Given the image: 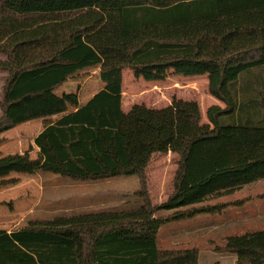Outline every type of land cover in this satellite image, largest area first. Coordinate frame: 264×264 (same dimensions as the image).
Wrapping results in <instances>:
<instances>
[{
  "label": "trees",
  "instance_id": "1",
  "mask_svg": "<svg viewBox=\"0 0 264 264\" xmlns=\"http://www.w3.org/2000/svg\"><path fill=\"white\" fill-rule=\"evenodd\" d=\"M104 9L120 10L117 24L90 43L86 36L106 21ZM99 50L120 52L123 61L100 71L104 87L84 105L38 133L34 143L43 161L36 170L43 179L60 175L75 182L138 175L141 204L28 217L24 225L0 232V264H199L198 248L163 249L157 235L166 223L221 212L230 203L213 200L264 179V150L248 157L264 135V0H0V71L6 73L0 134L22 123L16 105L99 66ZM125 68L147 81L163 80L172 70L208 74L209 93L223 105L207 108L210 128L199 124L195 101L162 110L136 105L124 114ZM68 98L77 102L75 94ZM226 129L251 132L241 162L215 169L182 191L195 145ZM172 137H180L173 193L153 203L147 162L131 161L129 142ZM15 166L1 162L0 175ZM224 242L214 250L235 254L237 264H264V229Z\"/></svg>",
  "mask_w": 264,
  "mask_h": 264
},
{
  "label": "rangeland",
  "instance_id": "2",
  "mask_svg": "<svg viewBox=\"0 0 264 264\" xmlns=\"http://www.w3.org/2000/svg\"><path fill=\"white\" fill-rule=\"evenodd\" d=\"M103 12L106 21L97 33L100 37L116 22V15L112 10ZM92 39L90 35L86 36L88 42ZM99 52L103 58L99 66L82 70L75 77L69 78L65 84L55 90L53 98L50 97L49 111H44L41 105L40 112H36L33 118L29 115L26 122L19 125L18 132H27L24 140L15 129L11 130L12 133L9 136L2 138L0 163L14 161L17 169L12 174L10 171L0 175V232L24 225L27 218L31 216L54 218L68 214L66 211L75 210V207L86 210V206L90 203L94 205L105 202V206L121 204L129 208H135L141 204V198L136 194L140 187L138 175L119 176L103 181L75 182L60 175H50L48 179H43L36 170L40 160L38 152L32 146L28 131L35 129L37 132L59 116L70 112L71 106L77 102H72L68 98L69 94H75L77 98L84 100L96 93L101 84V68L111 67L123 61L120 52L108 50H99ZM90 88L91 90L85 96L86 90ZM41 101L36 102L40 104ZM178 101L197 102L200 114L199 124L210 128L206 110L218 101L209 93L208 74H175L172 70L163 80L147 81L141 77H135L128 68L123 70L122 111L124 114H129L136 105H144L152 110H162L173 106ZM44 102L45 100L42 103ZM25 106L29 105L21 106V108ZM36 120L40 121V124L36 123L37 126H35ZM250 134L251 132L248 131L244 133L243 130L226 129L221 131L216 139L197 143L189 159L182 191L191 181L207 176L215 169L239 164L244 151L248 149ZM259 139L256 143L257 149L249 153L248 157H255L260 150H264V135ZM179 140L180 137H172L145 144L129 142L131 161L147 162L146 188L153 203L163 202L173 193L174 176L178 167V155L175 150ZM255 184H257L253 185L256 187L255 190L248 187L240 193L241 196H247L249 193L256 195L263 191V194L257 197H264V182ZM98 206L100 205L94 207ZM165 212L159 211L158 214ZM220 219V213L217 212L166 223L159 229V245L175 247L195 244L199 247V264H237L235 254L214 250L215 244H224L226 235H229L225 233L224 227L200 229L201 231L195 235L183 237L182 224L186 227L193 224L195 228H204L208 227L209 222ZM245 231L247 230H242L238 234ZM179 232L181 238L174 242H172L174 239L168 240L169 236L172 237ZM184 238L187 239L186 243L180 244Z\"/></svg>",
  "mask_w": 264,
  "mask_h": 264
},
{
  "label": "crops",
  "instance_id": "3",
  "mask_svg": "<svg viewBox=\"0 0 264 264\" xmlns=\"http://www.w3.org/2000/svg\"><path fill=\"white\" fill-rule=\"evenodd\" d=\"M104 10H108V9H104ZM112 11L116 15V22H115V25H116L117 24V16H118L120 10L114 9ZM109 30H107V31H109ZM107 31L103 32L102 34H105ZM98 32H99V29L96 32L90 34V36L93 37L92 40H94L95 38H100V36H97ZM92 40H91V42H92ZM3 57L4 56L0 55V58H3ZM101 69H103V68H101ZM5 75H6L5 72L0 71V92H1L3 84H4ZM100 82H101V84L99 85L100 86L99 90H101L104 87V83L101 80H100ZM90 90H91V88L86 90L85 96H86V94H88V92ZM54 92L55 91L50 92V93H48L45 96L40 97V98H33V99L25 100V101L19 103L18 105H16L15 110H16L17 114L23 120L22 123L19 125L20 126L23 125L26 122V119L28 118L29 115H31L32 116L31 118H33V116L36 112L37 113L40 112L41 111L40 110L41 105H42L44 111H49L48 110V109H50L49 108L50 107L49 106V100H50V97L53 98ZM94 94L90 95L88 98H85L84 100H82L80 97H78L77 103L73 104L69 111H73V110L79 108L80 106L84 105ZM39 100H42L40 104H38V102H36ZM44 100H45V102L42 103ZM27 104L29 106H25V107L21 108V106H24ZM214 104L223 105L220 101H218L217 103H214ZM18 107H19V109H18ZM58 118L53 120L51 123L56 121ZM36 123L40 124V121L38 120L37 122H35V126H37ZM51 123H49V124H51ZM49 124H47V125H49ZM19 125H17L15 127H13L12 129H9V130L3 132L2 134H0L1 140L5 136H9L12 133L11 130L15 129L17 131L18 129H20V128H18ZM47 125H45L44 127H46ZM42 129H40L37 132L35 131V129H31L30 132L28 131V135H30V138H31L32 146H33L34 150L36 152H38V157H39L40 163L43 161V155L40 153L39 149L35 145L34 139ZM18 133H20V132H18ZM26 134H27V132L20 133V138L22 140H24V138L26 137ZM2 144L3 143H1L0 146H2ZM0 152H1V150H0ZM16 169L17 168L15 166V169L13 171H11L10 173L11 174L14 173ZM263 182H264V180H260V181L245 185V186L241 187L240 189L235 190L232 193L222 195V196L216 198L215 200H213V203H216V202L217 203H230L229 205L225 206L221 212H219L221 219L217 220V221L214 220V221L209 222V224H207L208 227H204V228H198V227L195 228V227H193V224H191V225L187 226L189 228L188 229L186 227V225L182 224L181 226L183 227L182 229H183V234H184L183 237L195 235V233H198L199 231H201L200 229L207 230L208 228L220 229V227H224L225 233H228L229 235L236 234L242 230L255 231V230L264 229V197H257L258 195L263 194V191L261 193H257L256 195L249 193V194H247V196H241V194H240L242 191L248 189V187H251L252 190L254 188H256L253 186V185H257L255 183H263ZM252 190H250V191L252 192ZM241 200L243 201V203H240V204L236 203V202H240ZM104 203L105 202L96 203L94 205L92 203H90L86 206L87 207L86 210H82V209L81 210L82 211H91V210L102 209V208H113L114 206H117V205L105 206ZM101 204L103 206H101ZM96 205H100V206L94 207ZM77 208L78 207H75V210H79ZM47 218H49V217H47ZM182 229H181V231H182ZM12 230H4V231L10 232ZM4 231H1V232H4ZM180 235L181 234L179 232L177 234H174L172 237L169 236L168 240L174 239L172 241V242H174L176 239L181 238ZM229 235H226V236H229ZM186 240L187 239L184 238L180 242V244L186 243ZM157 242L159 245V236L158 235H157ZM159 247H160V245H159ZM191 247L199 248L195 244H190V245H186V246H179L178 245L175 247L167 246V247H160V248H163V249H170V248L183 249V248H191Z\"/></svg>",
  "mask_w": 264,
  "mask_h": 264
}]
</instances>
